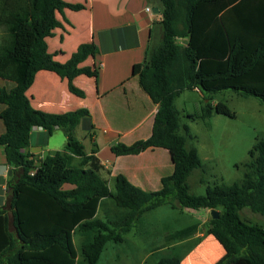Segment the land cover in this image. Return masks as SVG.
Masks as SVG:
<instances>
[{"label": "trees", "instance_id": "1", "mask_svg": "<svg viewBox=\"0 0 264 264\" xmlns=\"http://www.w3.org/2000/svg\"><path fill=\"white\" fill-rule=\"evenodd\" d=\"M160 37L133 64L141 88L157 102L151 133L130 143L110 145L116 154L135 153L147 147L167 148L172 170L160 178V187L146 190L123 173L111 185L99 159L87 153L74 128L81 123L91 130L85 106L63 111L34 107L26 94L35 72L54 71L65 77L68 88L83 96L72 79L83 73L97 75L96 65L82 64L95 54L93 41L78 44L59 61L48 50L47 37L62 25L57 13L78 10L84 2L67 0H0V144L5 161L13 167L7 203L0 205V264H99L107 242L124 241L141 217L162 204L172 207L216 208L204 232L222 245L223 253L212 264H264V224L243 218L246 206L264 214V137H258L241 163L242 175L229 184L207 185L205 193L189 191L186 178L202 161L187 122L181 121L175 98L185 88L197 87L208 100L199 113L213 111L234 116L224 101H209L212 94L232 89L253 95L264 103V0H158ZM47 134L64 129L66 142L43 156L24 151L31 128ZM75 229L91 231L79 248ZM197 231V223L177 231V243L157 264H179L200 240L184 239Z\"/></svg>", "mask_w": 264, "mask_h": 264}, {"label": "crops", "instance_id": "2", "mask_svg": "<svg viewBox=\"0 0 264 264\" xmlns=\"http://www.w3.org/2000/svg\"><path fill=\"white\" fill-rule=\"evenodd\" d=\"M67 1L84 2L86 6L78 10L66 8L63 15L57 13L62 25L55 27L53 34L46 38L48 50L55 59L64 61L79 43L93 41L97 50L82 64L96 65L97 75L80 73L74 76L72 82L84 92L83 96H78L68 88L65 77L51 70L39 69L25 92L34 107L47 111L87 107L93 127L88 131L78 123L74 132L83 144L84 138L88 136L89 144H84V148L87 153L94 149L93 154L102 165L101 174L109 181L120 172L143 189H157L161 185L160 178L172 170L167 148L154 146L135 153L116 154L110 145L117 141L130 143L146 138L151 133L158 104L141 88L137 75L132 73V66L144 58L146 48L160 37V4L158 0ZM147 5L151 10L146 9ZM154 6L158 7V11L154 10ZM191 89L200 92L197 87ZM1 107L0 104V110ZM78 126L82 128L83 138L76 133ZM65 142L66 135L62 127L56 126L47 134L45 128L34 125L28 145L22 149L40 157L48 151L62 148ZM12 175L13 167L5 161L4 148L0 144V205L7 203L10 194L8 181ZM204 210L210 215V208ZM141 218L144 237L141 241H147L143 255L138 257L137 246H133L130 258L119 257L116 253V264H157L159 258L178 242L175 238L178 229L196 223L193 220L179 225L176 218L170 220L146 214ZM199 234L201 232L197 224V231L184 238L188 240L199 236L200 240L179 264H194L195 252L203 246L204 233ZM219 245L217 253L220 256L224 249ZM157 250L164 251L156 260H149V256ZM219 256H213L207 264H212Z\"/></svg>", "mask_w": 264, "mask_h": 264}, {"label": "rangeland", "instance_id": "3", "mask_svg": "<svg viewBox=\"0 0 264 264\" xmlns=\"http://www.w3.org/2000/svg\"><path fill=\"white\" fill-rule=\"evenodd\" d=\"M5 35V28L2 26L0 27V42L3 41ZM207 100L208 98L203 97L201 92L191 88H185L175 99V104L180 110L181 121L188 123L189 130L193 135L190 141L196 146L202 161V165L193 168L186 178L189 191L195 194L205 193L207 185L229 184L239 180L242 175L241 163L248 158L249 148L258 137H264V103L257 97L243 95L232 89L219 90L212 94L209 101L212 103L218 100L224 101L234 110V116L215 111L207 118L188 116V112L199 113ZM81 129L78 126L76 133L83 138ZM84 144L88 146V136L84 138ZM111 182L112 179H109L110 185ZM177 207L162 204L145 214L170 220L176 218L179 225L190 223L193 220L199 224L201 232L199 235L204 233L203 246L195 252L194 264H207L213 256H219L217 253L220 250L219 243L214 240L212 234L204 232V225L210 216L206 210L186 206ZM239 213L243 218L252 222L264 224V214L252 211L246 206L242 207ZM141 229L142 224H137L126 233L123 242H107L99 264H116V253L119 257L130 258L133 246H137L136 255L141 257L145 250L144 247L147 245V241H141L144 238ZM90 236L91 231L75 229L73 234L75 245L79 248L81 243L88 240ZM163 251H155L149 256V260H156ZM76 264H85V261L81 256H78Z\"/></svg>", "mask_w": 264, "mask_h": 264}, {"label": "water", "instance_id": "4", "mask_svg": "<svg viewBox=\"0 0 264 264\" xmlns=\"http://www.w3.org/2000/svg\"><path fill=\"white\" fill-rule=\"evenodd\" d=\"M154 10L155 11H158V7L157 6H154ZM218 214H219V210L218 209H216V208H210V215L212 217H217Z\"/></svg>", "mask_w": 264, "mask_h": 264}, {"label": "built area", "instance_id": "5", "mask_svg": "<svg viewBox=\"0 0 264 264\" xmlns=\"http://www.w3.org/2000/svg\"><path fill=\"white\" fill-rule=\"evenodd\" d=\"M147 10H151V7L149 5L146 6Z\"/></svg>", "mask_w": 264, "mask_h": 264}]
</instances>
